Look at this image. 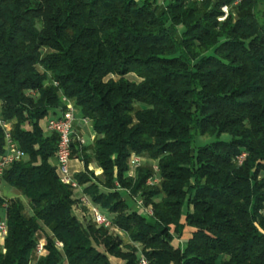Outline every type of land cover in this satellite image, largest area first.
<instances>
[{
	"label": "trees",
	"instance_id": "trees-1",
	"mask_svg": "<svg viewBox=\"0 0 264 264\" xmlns=\"http://www.w3.org/2000/svg\"><path fill=\"white\" fill-rule=\"evenodd\" d=\"M232 3L0 0V114L24 153L0 182L31 212L0 196V264H264V1ZM63 97L95 132L90 147L72 145L85 167L74 179L127 242L74 215L58 137L41 126ZM205 136L215 140L195 146ZM4 144L0 127V158ZM131 155L155 162L157 184H146L153 165L129 176Z\"/></svg>",
	"mask_w": 264,
	"mask_h": 264
},
{
	"label": "built area",
	"instance_id": "built-area-1",
	"mask_svg": "<svg viewBox=\"0 0 264 264\" xmlns=\"http://www.w3.org/2000/svg\"><path fill=\"white\" fill-rule=\"evenodd\" d=\"M240 0H233L232 6L237 5ZM231 6V7H232ZM231 7L223 6L221 8L223 15L219 18V20H224ZM63 102L65 103V110L61 112L57 116H52L47 119L46 121V131L49 133H54L58 137L57 148H56V164H57V171L60 177V180L63 184L70 186L72 190L75 192H79L76 195L77 199V207L83 206L88 209V215L91 221L97 227H104L109 228L110 230L114 229L111 223V219L108 215H105L101 212L100 208L93 204L91 199L83 192L82 187L77 183L74 179V176L71 172V154H72V145L77 144L79 146H84L85 142L84 139L77 135L74 131V124L77 120L78 111L74 107L73 103L66 99L62 98ZM85 123H88L89 120L86 118H82ZM0 127L4 131V150L5 154L3 157L0 158V178L3 176L5 170L14 162L24 157V153L18 148L16 143L12 140L10 129H11V122L2 118L0 114ZM245 158V154H241L238 157V162L241 163ZM141 158L136 155H131L129 159V176L134 175V170L140 166ZM154 174L152 177H149L146 181V184L149 186H153L158 183L159 179L157 177L158 168L154 164L153 166ZM0 196L2 197L1 191ZM137 207L141 212L146 215L150 216L152 214L151 208L144 205L142 199L135 198ZM7 233L6 222L5 220L0 221V240L4 241V238ZM55 246L58 249H62L63 244L59 241H55ZM35 254L37 257H40L45 254V241L39 240L36 248ZM140 264H147L144 259H141Z\"/></svg>",
	"mask_w": 264,
	"mask_h": 264
},
{
	"label": "rangeland",
	"instance_id": "rangeland-1",
	"mask_svg": "<svg viewBox=\"0 0 264 264\" xmlns=\"http://www.w3.org/2000/svg\"><path fill=\"white\" fill-rule=\"evenodd\" d=\"M130 79H136V77L134 76H130L129 77ZM41 126L45 129V126H46V120H43L41 122ZM87 138V137H86ZM221 140H228L229 137L228 136H222L220 138ZM87 140V139H86ZM213 140H215V137H208V136H205V137H200V138H197L195 140V146H199V145H204V144H207L209 142H212ZM141 163H140V166L141 167H145V166H151V165H154L155 162L154 161H149L147 160L146 158L144 157H141ZM94 163V162H93ZM90 171V170H88ZM135 170H134V175H135ZM95 175V174H94ZM96 176V175H95ZM0 191H1V194H2V197L5 198V199H11V198H18V193H16L15 191H13L8 185H6L5 183L3 182H0ZM10 192V193H9ZM11 192L14 193L13 195H11ZM24 199V198H23ZM22 199V202L24 203V206H25V211L27 214H31L30 210H29V207H28V204H27V201L24 199ZM127 202L129 204V206L133 209H137L135 203H133V201H131L130 199H127ZM80 208V211L81 213H83L84 216H87L88 217V209L83 207V206H79ZM150 207V206H148ZM151 208V207H150ZM78 210V208H77ZM102 213H104L105 215H108V213L103 210V209H100ZM152 211V209H151ZM187 211H191V207L185 205L184 208H183V215H182V222L184 220V215ZM78 213V212H77ZM80 216V215H79ZM2 220H4V218H2ZM91 220V219H89ZM191 229L189 227H186L184 232H183V235L180 237V238H175L174 241L172 242V244L174 246H178L180 247L181 249H183L185 247V243L186 241L189 239V237L191 236ZM110 233L111 234H114V235H119L120 237H122L124 239V241H128L127 237L125 235L122 234V232H118L117 230L115 229H112L110 230ZM46 234H49L47 230H44L43 233L40 235L39 237V240H44L45 239V236ZM110 261L112 264H121V261L119 259H116L114 257H110ZM120 261V262H119Z\"/></svg>",
	"mask_w": 264,
	"mask_h": 264
},
{
	"label": "crops",
	"instance_id": "crops-1",
	"mask_svg": "<svg viewBox=\"0 0 264 264\" xmlns=\"http://www.w3.org/2000/svg\"><path fill=\"white\" fill-rule=\"evenodd\" d=\"M262 1H264V0H262ZM262 5H264V4H262ZM0 105H1V103H0ZM74 131L77 135H80L84 139L86 147H90L92 145L94 138H95V132L93 131L91 123L90 122L85 123L79 114L77 115V120L74 124ZM88 153L89 154L91 153L90 149H88ZM70 166H71V172H72L73 176H75L76 174H79L80 172H84V170H85L84 163L80 158H72ZM88 170L92 171L96 176L101 175V172H102V170L100 168H98L97 165L93 162L89 163ZM82 190H83V187H82ZM13 194L14 193L11 192V195H13ZM75 194L78 195L79 192H75ZM18 198H20L21 200L23 199V197H21L20 195H18ZM77 208H78V210H77ZM77 208L74 209V215L77 218H79L80 220L90 219L89 215H88L89 218H87V216H84L83 213H81L82 210L80 211V209H79L80 207H77ZM190 229L193 231L192 228H190ZM2 247H3V241L0 240V248H2ZM121 264H122V262H121Z\"/></svg>",
	"mask_w": 264,
	"mask_h": 264
}]
</instances>
